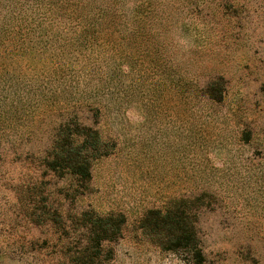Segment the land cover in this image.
<instances>
[{
    "label": "rangeland",
    "instance_id": "1",
    "mask_svg": "<svg viewBox=\"0 0 264 264\" xmlns=\"http://www.w3.org/2000/svg\"><path fill=\"white\" fill-rule=\"evenodd\" d=\"M0 264H264V0H0Z\"/></svg>",
    "mask_w": 264,
    "mask_h": 264
},
{
    "label": "trees",
    "instance_id": "2",
    "mask_svg": "<svg viewBox=\"0 0 264 264\" xmlns=\"http://www.w3.org/2000/svg\"><path fill=\"white\" fill-rule=\"evenodd\" d=\"M98 135V133L96 132ZM78 135V134H76ZM82 134H80V137ZM84 135V134H83ZM94 141L97 142L99 137L94 136ZM82 148L84 145L76 144L72 139L67 144L59 146L55 149L54 160L50 163L52 167H66L70 169L74 174L88 177L90 169V161L84 155H82ZM58 165V166H57ZM167 220L163 222H155V228H160L162 237L165 244L178 243L185 247H191L196 240L195 227L189 222L188 218L167 216ZM162 223V224H160ZM199 258L204 259L203 252H199Z\"/></svg>",
    "mask_w": 264,
    "mask_h": 264
}]
</instances>
